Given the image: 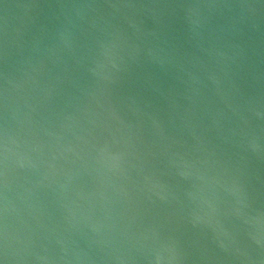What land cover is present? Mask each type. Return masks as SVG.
<instances>
[{
    "label": "water",
    "instance_id": "water-1",
    "mask_svg": "<svg viewBox=\"0 0 264 264\" xmlns=\"http://www.w3.org/2000/svg\"><path fill=\"white\" fill-rule=\"evenodd\" d=\"M0 264H264V0H0Z\"/></svg>",
    "mask_w": 264,
    "mask_h": 264
}]
</instances>
